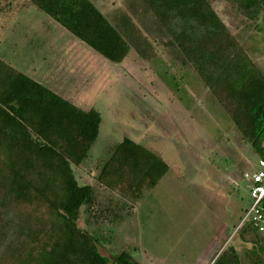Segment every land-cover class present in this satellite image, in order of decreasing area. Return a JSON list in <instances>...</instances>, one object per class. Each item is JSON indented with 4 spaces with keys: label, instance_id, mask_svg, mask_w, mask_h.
Wrapping results in <instances>:
<instances>
[{
    "label": "trees",
    "instance_id": "16d2710c",
    "mask_svg": "<svg viewBox=\"0 0 264 264\" xmlns=\"http://www.w3.org/2000/svg\"><path fill=\"white\" fill-rule=\"evenodd\" d=\"M142 1L169 36L166 46L176 60L192 66L264 160V73L210 1ZM232 1L251 20L264 10V0ZM17 7L37 10L112 64L122 63L132 45L146 59L157 57L146 34L125 23L117 27L92 0H20ZM101 123L98 110L81 109L0 58V264H141L128 251L111 262L98 239L79 226L83 209L88 224H99L115 208L99 210L93 186L81 184L73 169L89 158ZM170 167L124 137L98 166L97 181L138 200ZM213 264L243 263L229 246Z\"/></svg>",
    "mask_w": 264,
    "mask_h": 264
},
{
    "label": "rangeland",
    "instance_id": "374dc122",
    "mask_svg": "<svg viewBox=\"0 0 264 264\" xmlns=\"http://www.w3.org/2000/svg\"><path fill=\"white\" fill-rule=\"evenodd\" d=\"M92 1L117 27L125 23L131 31L146 34L157 57L146 59L132 45L116 69H104L111 75L97 94L100 133L89 158L73 169L81 184L93 186L99 210L115 208L99 224H88L83 209L79 226L98 239L101 254L111 262L114 255L128 251L141 264H213L233 246L243 264H264L262 235L238 229L250 200L245 175L255 171L259 160L252 145L192 66L176 60L166 46L169 36L142 0ZM209 1L264 73V10L251 20L232 0ZM19 2L0 0V56L6 59L14 57L17 40L2 36L1 30L18 13ZM124 137L171 166L138 200L97 181L98 166Z\"/></svg>",
    "mask_w": 264,
    "mask_h": 264
},
{
    "label": "crops",
    "instance_id": "0c3cea01",
    "mask_svg": "<svg viewBox=\"0 0 264 264\" xmlns=\"http://www.w3.org/2000/svg\"><path fill=\"white\" fill-rule=\"evenodd\" d=\"M12 17L14 22H8L1 34L16 39L18 49L14 50V57L0 58L81 109H97V94L100 95L111 75L104 74V69L111 70L115 64L33 8ZM28 25L31 30L26 31Z\"/></svg>",
    "mask_w": 264,
    "mask_h": 264
},
{
    "label": "built area",
    "instance_id": "2783aa9c",
    "mask_svg": "<svg viewBox=\"0 0 264 264\" xmlns=\"http://www.w3.org/2000/svg\"><path fill=\"white\" fill-rule=\"evenodd\" d=\"M249 180V205L244 210L238 229L246 227L264 234V160L259 159L252 174H246Z\"/></svg>",
    "mask_w": 264,
    "mask_h": 264
}]
</instances>
